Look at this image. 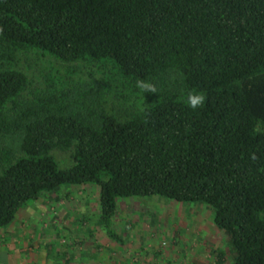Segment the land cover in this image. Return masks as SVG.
<instances>
[{
    "label": "trees",
    "instance_id": "16d2710c",
    "mask_svg": "<svg viewBox=\"0 0 264 264\" xmlns=\"http://www.w3.org/2000/svg\"><path fill=\"white\" fill-rule=\"evenodd\" d=\"M70 185L100 187L121 245L119 199L160 196L264 264V0H0V226Z\"/></svg>",
    "mask_w": 264,
    "mask_h": 264
},
{
    "label": "rangeland",
    "instance_id": "374dc122",
    "mask_svg": "<svg viewBox=\"0 0 264 264\" xmlns=\"http://www.w3.org/2000/svg\"><path fill=\"white\" fill-rule=\"evenodd\" d=\"M57 159L61 167L68 166L69 160ZM99 194L97 185H70L27 203L10 225L0 226V264H54L56 259L58 264H193L185 256L187 248L198 246L204 259L210 242L232 258L228 236L210 207L160 196L121 198L114 222L126 240L121 245L97 225ZM69 248L68 262V255H56Z\"/></svg>",
    "mask_w": 264,
    "mask_h": 264
},
{
    "label": "clouds",
    "instance_id": "9594fccd",
    "mask_svg": "<svg viewBox=\"0 0 264 264\" xmlns=\"http://www.w3.org/2000/svg\"><path fill=\"white\" fill-rule=\"evenodd\" d=\"M137 86L146 93H158L157 87L151 82L140 80L137 82ZM205 100V95L192 91L187 94L186 104L193 111H196L204 106Z\"/></svg>",
    "mask_w": 264,
    "mask_h": 264
},
{
    "label": "crops",
    "instance_id": "0c3cea01",
    "mask_svg": "<svg viewBox=\"0 0 264 264\" xmlns=\"http://www.w3.org/2000/svg\"><path fill=\"white\" fill-rule=\"evenodd\" d=\"M199 244H202V243H199ZM209 246H211L212 249H210ZM215 246L216 245L214 243L210 242V245H208L209 254L206 257H204V259L202 258L203 252L201 251V248H199L196 245L193 246V247L187 248L188 250H186V255L185 256L188 257L189 259H191L193 261V264H217V260H218L217 255L215 257L214 256L215 254H213V251L215 250L214 249ZM197 248H198V250H197ZM155 254L159 255L161 253L156 251Z\"/></svg>",
    "mask_w": 264,
    "mask_h": 264
}]
</instances>
